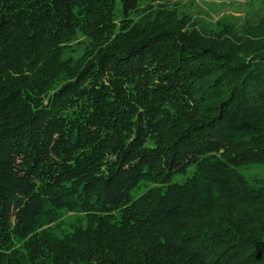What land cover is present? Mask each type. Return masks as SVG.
<instances>
[{
    "label": "trees",
    "instance_id": "16d2710c",
    "mask_svg": "<svg viewBox=\"0 0 264 264\" xmlns=\"http://www.w3.org/2000/svg\"><path fill=\"white\" fill-rule=\"evenodd\" d=\"M219 23L0 0V264H264V17Z\"/></svg>",
    "mask_w": 264,
    "mask_h": 264
},
{
    "label": "rangeland",
    "instance_id": "374dc122",
    "mask_svg": "<svg viewBox=\"0 0 264 264\" xmlns=\"http://www.w3.org/2000/svg\"><path fill=\"white\" fill-rule=\"evenodd\" d=\"M178 2L183 11L191 14L193 19L215 29L219 22H229L240 35L244 27L254 26L264 17V0H171ZM120 5V3L118 4ZM248 34V33H247ZM249 35V34H248ZM252 180L264 173V164L252 165L245 170ZM64 226L72 227L77 221V214L70 211L65 216Z\"/></svg>",
    "mask_w": 264,
    "mask_h": 264
}]
</instances>
